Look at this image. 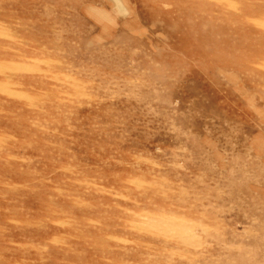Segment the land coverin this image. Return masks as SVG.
Returning a JSON list of instances; mask_svg holds the SVG:
<instances>
[{"label":"rangeland","instance_id":"obj_1","mask_svg":"<svg viewBox=\"0 0 264 264\" xmlns=\"http://www.w3.org/2000/svg\"><path fill=\"white\" fill-rule=\"evenodd\" d=\"M0 264H264V0H0Z\"/></svg>","mask_w":264,"mask_h":264}]
</instances>
